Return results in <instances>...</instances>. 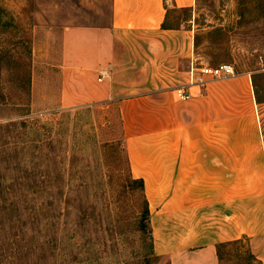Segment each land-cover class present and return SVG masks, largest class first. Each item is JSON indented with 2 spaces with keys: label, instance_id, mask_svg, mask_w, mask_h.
<instances>
[{
  "label": "rangeland",
  "instance_id": "374dc122",
  "mask_svg": "<svg viewBox=\"0 0 264 264\" xmlns=\"http://www.w3.org/2000/svg\"><path fill=\"white\" fill-rule=\"evenodd\" d=\"M111 2L0 0V264H170L148 232L118 100L57 102L64 28L109 24ZM189 17L173 11L172 25ZM193 25L189 54L177 45L164 63L147 57L158 77L150 88L188 90L202 68L231 64L234 76L203 85L246 75L250 95L229 91L222 102L228 114L251 102L264 132V0H197ZM122 37L143 38L129 32L117 44L125 66L143 64ZM246 249L244 241L223 248L221 264H248Z\"/></svg>",
  "mask_w": 264,
  "mask_h": 264
},
{
  "label": "crops",
  "instance_id": "0c3cea01",
  "mask_svg": "<svg viewBox=\"0 0 264 264\" xmlns=\"http://www.w3.org/2000/svg\"><path fill=\"white\" fill-rule=\"evenodd\" d=\"M196 3L112 0L109 24L65 27L57 102L71 107L118 100L131 171L143 180L157 254L170 264H221L218 249L244 241L255 256L253 264H264L262 122L251 102L233 114L222 102L229 91L249 96L248 77L230 78L223 86L193 84L188 99L177 89L150 88L158 77L156 72L150 77L147 57L164 63L177 45L179 55L189 54L190 45L193 51ZM173 11H188L190 17L172 25ZM129 32L143 38H121L143 59L138 66L137 57L128 66L119 59L118 37ZM104 68L109 73L99 79Z\"/></svg>",
  "mask_w": 264,
  "mask_h": 264
},
{
  "label": "built area",
  "instance_id": "2783aa9c",
  "mask_svg": "<svg viewBox=\"0 0 264 264\" xmlns=\"http://www.w3.org/2000/svg\"><path fill=\"white\" fill-rule=\"evenodd\" d=\"M201 72L200 76L195 77V83H205L208 81L205 78L207 76H210L211 78H227L235 75L234 67L228 63H221L216 66H206L202 68ZM108 73L109 70L107 68L102 69L99 79H102V77L108 75ZM178 93L182 99H188L190 97L189 91L183 88L178 89Z\"/></svg>",
  "mask_w": 264,
  "mask_h": 264
},
{
  "label": "trees",
  "instance_id": "16d2710c",
  "mask_svg": "<svg viewBox=\"0 0 264 264\" xmlns=\"http://www.w3.org/2000/svg\"><path fill=\"white\" fill-rule=\"evenodd\" d=\"M139 181L141 182V185L143 186V180L142 179H139ZM145 214H146V217L149 216L150 212H149V208L147 206V208L145 209ZM145 228H147V224H145ZM149 228V233L151 234V238H152V230H151V227H148ZM226 244H223L221 246H225ZM154 251V249H153ZM247 253H248V256H245L243 257L244 258V261L246 259V262H248V264H251V260L254 262L255 261V256L250 252L249 249H246ZM155 252V251H154ZM240 252V251H239ZM238 252V255H240V253ZM218 254H219V257L222 259L223 255H222V249H218Z\"/></svg>",
  "mask_w": 264,
  "mask_h": 264
}]
</instances>
